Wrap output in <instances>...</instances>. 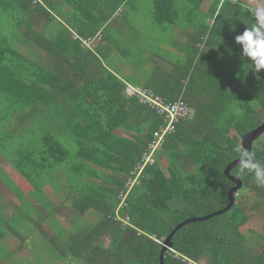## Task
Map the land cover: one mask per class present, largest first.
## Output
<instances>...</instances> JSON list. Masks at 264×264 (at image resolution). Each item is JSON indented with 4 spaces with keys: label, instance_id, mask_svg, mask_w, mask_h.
<instances>
[{
    "label": "trees",
    "instance_id": "1",
    "mask_svg": "<svg viewBox=\"0 0 264 264\" xmlns=\"http://www.w3.org/2000/svg\"><path fill=\"white\" fill-rule=\"evenodd\" d=\"M131 1L0 0V150L40 201L49 185L78 214L94 211L95 223L71 234L67 245L88 264H160L159 240L165 242L183 221L230 204L235 183L225 170L237 160L234 148L264 123V69H249L235 43L255 22L246 4L213 0L204 11L205 0H153L154 21L171 25L173 35L178 27L186 40L169 39L181 55L157 50L171 71L157 66L143 85H134L169 100L183 97L193 114L168 135L117 212L121 191L163 123L126 94L130 82L116 70L120 56L142 67L131 43L125 41L123 51L106 35L115 13ZM8 21L13 29L5 31ZM98 32L93 49L82 45L81 38ZM60 135L70 136L75 152ZM255 143L252 152L264 163V140ZM242 180L260 198L247 206L236 192L229 211L179 229L171 240L175 252L166 251L164 264H264V234L243 231L251 210L264 216V186L252 174ZM42 205L56 211L49 198Z\"/></svg>",
    "mask_w": 264,
    "mask_h": 264
},
{
    "label": "rangeland",
    "instance_id": "2",
    "mask_svg": "<svg viewBox=\"0 0 264 264\" xmlns=\"http://www.w3.org/2000/svg\"><path fill=\"white\" fill-rule=\"evenodd\" d=\"M212 2L213 0H205L202 9L204 11H207ZM152 7L153 0H133L127 4H124L117 11L119 13H115L114 24L108 27V29L106 30V35L111 36L118 43H120L123 51H126L125 41H128L129 43H131L132 41L131 37L126 39L127 36L132 33L130 29L133 31H138V34H141L144 37L150 36V39L152 38V41L155 44L154 46L156 47V49L152 48V50H156L158 56L156 54L155 56L158 58V48H160L161 52L164 53L165 50H169L172 46L171 44H169V39L173 35V27L171 25H160L156 23L151 13ZM181 18L182 16H180V20ZM4 25L5 31L13 29V23H11L10 21H8V23H5ZM175 29V32H177L179 28L176 27ZM107 40L109 41L110 38H107ZM132 80L136 81L138 80V78ZM21 111L15 114H10V116L14 115L12 117L15 119V117L20 116V114L24 113V111ZM12 113H14V111ZM192 114L193 110L190 107V117L192 116ZM121 132L123 131L121 130ZM59 140L63 145H65V147L68 148L71 153L76 151L77 146L72 141L70 136L60 135ZM263 140L264 134L256 140L257 142L255 143V145H258V143ZM7 143L9 144V140L7 141ZM167 175L169 174L167 173ZM60 190L62 191V188H60ZM50 192L53 193V189H51ZM258 195L259 194L257 191L248 189L246 186H243L236 193L237 200L240 201L241 197L242 204L247 206L251 203H254L257 198L259 199L260 197ZM59 199L61 200L64 198L59 197ZM62 207V214L56 211L52 212L54 211V209L49 207V210H47L45 214L43 213V215L37 216L35 218V223L26 219L23 220L21 224L26 226L27 234L30 233L31 235L36 237H41L42 234H34L32 232L34 230V227L38 224H40L41 226L45 225V228L47 230V238L45 239L44 237H41L37 241L31 240L29 245H23L21 247V252H19L18 250V248L20 247H17L16 245H7L5 248L0 246V264H88L86 261H82V255L72 254L70 251H68L69 248L67 247V245L71 244L73 240L71 234H79L80 230H84L88 226H90V224L95 223L96 214L94 213V211H90L85 215L78 214L70 205H67L65 203ZM249 213L251 215V220L243 228V231L246 233V235H249L250 229H255L256 231L264 234V216L258 215L260 214L258 213V211L253 212L251 210ZM85 232H82V234ZM50 234L52 236V240L50 239ZM151 237L155 238L154 235H152ZM15 241L17 243L23 242L21 240ZM15 241L14 243L16 244ZM108 242L109 238H106V243Z\"/></svg>",
    "mask_w": 264,
    "mask_h": 264
},
{
    "label": "crops",
    "instance_id": "3",
    "mask_svg": "<svg viewBox=\"0 0 264 264\" xmlns=\"http://www.w3.org/2000/svg\"><path fill=\"white\" fill-rule=\"evenodd\" d=\"M70 11V7L63 6ZM210 8V7H209ZM203 10V9H202ZM112 21H110L109 26ZM132 33L127 36V39L131 37V46L135 52L137 58L136 62L142 61V67L136 68L133 61L129 62L122 56L118 58L120 60L118 64L115 66L116 70H121L119 72L121 77L127 79L131 84H141L143 85L146 81V78L152 76L154 71H156L157 66H162L167 68V70H172V65L165 60H161V58H157L154 54V50L156 49L154 46V42L150 36L144 37L141 34H138V31H131ZM185 37L184 35H181ZM174 38L179 39L182 42H185L184 38H180V29L173 35ZM108 46V45H107ZM174 47V46H171ZM169 51H174L172 54L181 55L182 52L179 49L171 48ZM112 49L111 46L107 48ZM115 52V50L113 51ZM142 53V54H139ZM140 55V56H139ZM110 56V55H109ZM114 58V57H113ZM174 58V57H173ZM115 60H113L114 64ZM113 67V65L111 66ZM114 69V68H113ZM132 75V79L138 78V80L134 81L130 78H127V75ZM59 100L60 97L56 100V111H59ZM44 120V118H42ZM46 121V120H44ZM121 133V131H119ZM0 246L6 247L7 245H16L19 252H21V247L23 245H29L31 240H39L41 237L47 238V230L44 226L38 224L34 227L32 231L34 234L38 233L42 234L41 237H36L27 234V228L22 223L23 220H28L33 223L36 221L37 216L43 215L46 213L45 206L42 205L46 202L47 198H49V202L54 205V208L58 213L62 214V206L64 204V199H59V197H65L59 191L56 193L53 190L51 191V187L49 185L44 186L43 193L44 198L40 201V196L36 195V191L33 189L32 185L29 181L13 166V164L9 161V159L1 152L0 150ZM58 174V173H57ZM59 196V197H58ZM62 216V215H61ZM10 234V235H8ZM54 234V233H52ZM50 239L52 240V236L50 234ZM15 240H21V242L14 243Z\"/></svg>",
    "mask_w": 264,
    "mask_h": 264
},
{
    "label": "built area",
    "instance_id": "4",
    "mask_svg": "<svg viewBox=\"0 0 264 264\" xmlns=\"http://www.w3.org/2000/svg\"><path fill=\"white\" fill-rule=\"evenodd\" d=\"M224 1L226 0H222V2ZM118 13L119 12L116 14ZM76 37H79V35L76 34ZM101 37L102 33L98 32L94 37L81 38L82 45L89 49H93L97 39H101ZM125 92L128 96L136 97L142 104L153 109L160 116L163 123H161L159 129L156 130L154 140L150 143L148 149L142 153L141 160L136 165L135 170H133L132 176L128 179L125 189L121 191L119 195L121 202L117 212H119L122 206L126 205V198L131 189L141 182L140 178L146 166L155 163V155L168 135L176 133L177 125L190 117V105L183 97L177 100H169L157 94L152 88L137 86L131 83L127 84ZM128 220L127 218L124 222L128 223ZM159 242L163 245L165 244L164 241L159 240ZM169 249L175 252L172 248ZM176 255H178V253ZM183 260H186V258H183ZM189 261L190 264H206V261L200 263L193 260Z\"/></svg>",
    "mask_w": 264,
    "mask_h": 264
},
{
    "label": "clouds",
    "instance_id": "5",
    "mask_svg": "<svg viewBox=\"0 0 264 264\" xmlns=\"http://www.w3.org/2000/svg\"><path fill=\"white\" fill-rule=\"evenodd\" d=\"M242 7L255 22L235 36V43L242 45L241 59H246L249 69L260 72L264 69V3L261 0H249ZM234 152L239 161L236 176L242 179L252 174L256 183L264 186V163L259 162L255 153L245 149L240 143L236 144Z\"/></svg>",
    "mask_w": 264,
    "mask_h": 264
},
{
    "label": "water",
    "instance_id": "6",
    "mask_svg": "<svg viewBox=\"0 0 264 264\" xmlns=\"http://www.w3.org/2000/svg\"><path fill=\"white\" fill-rule=\"evenodd\" d=\"M238 1L244 2L245 4H248V2H249V0H238ZM261 3H264V0H261ZM263 134H264V123H262L260 126H258L256 129L252 130L250 133H248L244 137L243 145H244L245 149H247L250 152H252L254 143ZM238 163H239L238 160L233 161L232 163H230L228 165V167L225 170L226 175L230 178L231 181H233L235 183V185L229 190L230 204L227 207H225L224 209L220 210V211L211 213V214L203 216V217H193V218L187 219V220L183 221L182 223H180L179 225H177L176 228L173 230V232L165 240V244L163 245V249H162L161 255H160V264H164L165 263L166 251L169 248L173 247V243H172L171 240H172L173 235L179 229H181L185 225L190 224L192 222H198V221L207 220V219H209V218H211L213 216L223 214V213L229 211L233 207V205L236 202L235 193L244 186V182H243L242 179H240L239 177L231 174L232 169L234 167L238 166Z\"/></svg>",
    "mask_w": 264,
    "mask_h": 264
}]
</instances>
